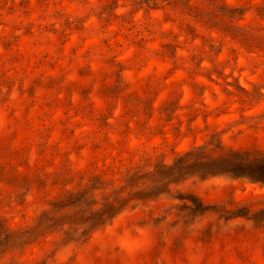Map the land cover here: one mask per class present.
<instances>
[{"label": "rangeland", "instance_id": "1", "mask_svg": "<svg viewBox=\"0 0 264 264\" xmlns=\"http://www.w3.org/2000/svg\"><path fill=\"white\" fill-rule=\"evenodd\" d=\"M233 153L264 0H0V264H264V187L203 171Z\"/></svg>", "mask_w": 264, "mask_h": 264}, {"label": "trees", "instance_id": "2", "mask_svg": "<svg viewBox=\"0 0 264 264\" xmlns=\"http://www.w3.org/2000/svg\"><path fill=\"white\" fill-rule=\"evenodd\" d=\"M187 156L189 159L191 154ZM203 171L207 174H224L235 180H245L248 183L264 187V154L243 156L239 153H233L227 158L210 162L204 167ZM194 210L200 211V208L195 207ZM100 223L102 224V221ZM1 246L2 244L0 243Z\"/></svg>", "mask_w": 264, "mask_h": 264}]
</instances>
